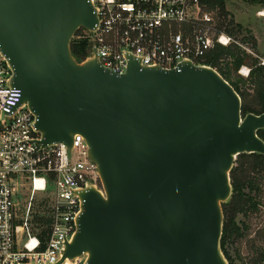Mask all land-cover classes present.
Instances as JSON below:
<instances>
[{
  "label": "water",
  "instance_id": "water-1",
  "mask_svg": "<svg viewBox=\"0 0 264 264\" xmlns=\"http://www.w3.org/2000/svg\"><path fill=\"white\" fill-rule=\"evenodd\" d=\"M97 25L93 0H0V53L38 143H62L71 158L82 135L102 185L76 192L82 211L59 264H230L223 204L238 156L264 155V113L244 115L210 66L166 70L130 58L119 75L96 50L79 63L72 40Z\"/></svg>",
  "mask_w": 264,
  "mask_h": 264
},
{
  "label": "built area",
  "instance_id": "built-area-1",
  "mask_svg": "<svg viewBox=\"0 0 264 264\" xmlns=\"http://www.w3.org/2000/svg\"><path fill=\"white\" fill-rule=\"evenodd\" d=\"M209 2L93 0L97 29L82 38L90 43V56L96 50L102 65L119 75L130 58L166 70L187 61L210 66L208 55L216 46L237 45L256 56L218 26ZM250 71L239 70L246 78ZM11 77L0 53V264H59L82 211L76 192L88 185L102 190L100 177L82 135L74 137L71 158L62 143H38L36 118L18 106L21 93L10 87ZM85 263L82 256L62 264Z\"/></svg>",
  "mask_w": 264,
  "mask_h": 264
},
{
  "label": "trees",
  "instance_id": "trees-1",
  "mask_svg": "<svg viewBox=\"0 0 264 264\" xmlns=\"http://www.w3.org/2000/svg\"><path fill=\"white\" fill-rule=\"evenodd\" d=\"M255 2L256 0H247ZM210 12L218 11L220 16L227 20L230 16L226 7V0H210L208 4ZM229 35H233L231 26H235L242 31L240 25H235L230 20L226 25H218ZM225 28V29H224ZM86 30L80 29L71 43L73 56L79 63L84 62L91 55V46L87 39L82 38L80 34ZM252 42L254 50L256 42L253 37H248ZM207 64L216 69L222 77L228 81L242 98L243 114L254 113L260 115L264 113V66L253 55L237 45L228 48L216 46L208 55ZM242 66H249L251 69L249 77L246 79L238 75ZM249 84L254 89V99L250 100L249 94L243 90ZM259 106L260 109H256ZM258 135L264 140V130H260ZM238 167H233L231 171V181L233 186V195L231 199L223 204L224 228L222 236V250L230 264H233L227 251V245L233 239L244 236L248 227L244 224L239 226L236 217L239 214L246 215L251 211L258 210L259 203L255 197L251 196L253 191L258 192L259 182L254 176L264 178V155L260 154H243L238 156L236 163ZM253 176V177H251ZM248 190V192H246ZM255 264H264V248L261 247L255 251Z\"/></svg>",
  "mask_w": 264,
  "mask_h": 264
},
{
  "label": "rangeland",
  "instance_id": "rangeland-1",
  "mask_svg": "<svg viewBox=\"0 0 264 264\" xmlns=\"http://www.w3.org/2000/svg\"><path fill=\"white\" fill-rule=\"evenodd\" d=\"M226 7L230 14L227 20L220 16L218 11L212 12L217 24L226 25L230 20H233L235 25H240L242 31L231 26L232 36L242 45L252 49L256 55L254 57H257L259 61L264 60V0H256L255 2L226 0ZM84 33L82 31L80 36ZM248 37L255 39L257 46L255 50L252 48L253 44ZM246 67L249 68V66ZM238 75L246 79L240 72ZM243 90L249 94L250 100L254 99V89L249 84L243 87ZM256 109L259 110L260 107L257 106ZM239 163L235 162L234 167H238ZM254 177L260 184V190L258 192L253 191L251 196L256 198L259 206L256 211H251L246 215L239 214L236 217L237 224L241 227L245 224L248 230L245 231L243 237L233 239L227 245V251L233 264H255V251L261 247L264 248V178L261 176Z\"/></svg>",
  "mask_w": 264,
  "mask_h": 264
}]
</instances>
